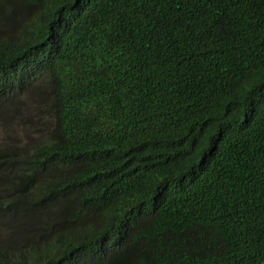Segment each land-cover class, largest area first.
I'll return each instance as SVG.
<instances>
[{"label": "trees", "instance_id": "16d2710c", "mask_svg": "<svg viewBox=\"0 0 264 264\" xmlns=\"http://www.w3.org/2000/svg\"><path fill=\"white\" fill-rule=\"evenodd\" d=\"M0 264H264V0H0Z\"/></svg>", "mask_w": 264, "mask_h": 264}]
</instances>
